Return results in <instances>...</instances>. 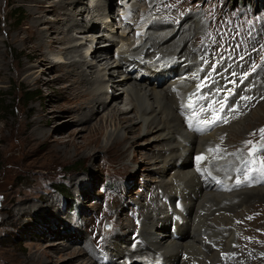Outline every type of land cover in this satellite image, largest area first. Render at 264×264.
Instances as JSON below:
<instances>
[{"label":"rangeland","instance_id":"374dc122","mask_svg":"<svg viewBox=\"0 0 264 264\" xmlns=\"http://www.w3.org/2000/svg\"><path fill=\"white\" fill-rule=\"evenodd\" d=\"M61 1L38 0L44 12L38 26L45 44L41 53L34 42L22 41L18 36L19 32L23 35L21 29L31 17L28 0H0V106L6 110L0 112V264H122L127 259L115 260L113 249L117 247L126 251L124 254L129 256L127 261L130 264H148L144 261L145 254L137 256L132 240H143L144 247L158 250L151 244L153 235L145 231L152 223L160 224L164 218V199L173 202L165 208L176 210V201L168 193L180 187L181 181L187 180L185 183H188L191 177H180L175 182L176 175L169 170L171 167L163 168L157 162L163 155L167 158L169 146L152 140L154 134L138 132L142 128L145 130L146 126H141L131 111V92H125L126 87L119 86L123 80L122 71L115 72L114 69L120 54L137 61L149 46L145 40L154 32L152 28L158 34L181 28L190 48L189 54L186 53L188 57H184L186 70L189 69L186 73L187 76L194 74L197 79L192 90H200L204 82L206 95L217 86V82L218 85L223 83L222 90L230 87L227 83L234 86L231 90L235 91L236 107L232 112L238 117L227 125L231 128L237 121L241 124L239 128L234 126L238 129L234 135L235 144L223 148V142V145L208 147L226 157L241 152L243 160L227 170L230 174L227 180L231 183L233 174L242 176L244 186L239 192L235 190L236 198L231 201L216 202L210 198L200 206L201 215L209 212L212 214L210 219L217 215L221 218L224 214L234 219L232 225L224 227L215 226L210 219L207 221L209 229H219L218 236L223 237L217 238L219 246L217 241L207 238L210 243L203 246L202 256L206 257L207 249L214 245L218 255L212 260L207 259V264H264V192L249 191L264 187V172L260 171L264 150L255 153V163L249 162L246 153L262 142L260 130L264 129V2L82 0L77 8L66 5L63 9L59 6ZM81 8L86 11L81 13ZM12 10L16 12L11 15ZM127 14L131 17L128 18ZM187 17L197 19L188 23ZM69 19L79 25L69 32L71 44L67 48L55 39L64 37L60 32ZM142 35L146 36L144 43H139ZM32 37L30 35L28 39ZM177 39L180 38L174 41ZM209 48H212L210 54L213 58L203 62L202 56L207 59L205 55L209 56ZM87 49L93 52L108 50L101 53L108 61L95 64L94 55ZM168 50H165L167 58L173 55L174 49ZM215 57L217 64L212 63ZM73 61L79 63L83 72L97 74L92 85L95 92L92 90V93L102 95L106 91H99V88L113 84L112 78L114 89L108 100L114 99L117 103L112 102L104 109L97 104L89 112L73 101L66 81L70 76L67 64ZM173 61L182 69L179 61ZM111 68L114 69L112 75L108 73ZM215 77L219 78L213 84L211 79ZM192 90L185 101L194 96ZM24 93L30 94L23 96ZM248 95L251 99H242ZM28 99L31 101L27 103ZM182 101L180 104H184ZM115 104L129 119L120 129L108 117ZM87 113L91 116H86ZM252 113H255L254 117ZM94 125L102 126L101 134H93ZM124 135L128 139L120 149L110 148L114 137ZM246 141L253 143L246 144ZM173 146L177 145L173 142ZM232 162L236 161L232 158ZM56 188L70 194L68 203ZM135 201L139 203L137 207ZM62 205L66 207L65 211ZM234 207L237 208L234 210ZM104 224L111 228L110 232H102ZM121 224L124 229L120 228ZM127 224H130V230L126 228ZM169 229L168 223L166 241ZM222 229L232 231L229 246H226L228 234ZM157 232L154 234L161 237L160 231ZM117 238L121 239V244ZM127 243L129 248L125 249ZM82 250H86V254ZM106 250L111 253L113 262L106 259ZM172 250L173 247L166 251ZM73 251L74 256L70 254ZM103 257L106 261H102Z\"/></svg>","mask_w":264,"mask_h":264},{"label":"bare ground","instance_id":"6f19581e","mask_svg":"<svg viewBox=\"0 0 264 264\" xmlns=\"http://www.w3.org/2000/svg\"><path fill=\"white\" fill-rule=\"evenodd\" d=\"M81 1L82 0H71L70 2H68V0H62L60 2L61 4L59 6H61L64 9V8H66L64 6L67 5V6L73 7V9H74V7L75 8L78 7V5L80 4ZM28 4H30V6H31V17L29 19V23L27 22V24L25 25V28L21 29V32L23 33V35L19 32L18 36H19V39L22 41L30 40L29 41L30 43L34 42V44H36V46H37L36 49L40 50L42 53V49L44 48L45 44L42 41V38H43L42 34L38 31V26L41 23L42 18H43L41 16V14H44V12L41 9L38 0H28ZM144 8H145V6H144ZM85 11H86V8H83V9L81 8V13L85 12ZM187 18H188V23L193 20V17H187ZM73 20L69 19V20L65 21L66 26H65V28L61 29V32H60V34L64 35V37L55 39V41L58 44H60L61 46L68 48V46L71 44V37L69 35V32L73 29L74 26L79 25L78 23H75ZM161 24H163V23H161ZM154 27H155V25H154ZM190 28H191V25L189 26L188 31L190 30ZM158 29H159V27H158ZM151 31H154V32L149 34V36H148L149 39L145 40V38H144L145 35H142L139 39L140 40L139 43H142V42L144 43V40H145L146 41L145 43L150 45V48H147V50L150 49V51H147L148 54H150V56L148 57L149 59L147 60L148 62H150V61H157V62L163 61V59L166 57H164V55H162V54L167 53V52H165V50L167 51L170 48L174 49V51L172 50L173 56L171 58H174L176 56L178 58L185 57L186 53L189 52L190 48L186 44V39L181 34V32H182L181 28L176 30V31H173V30L170 32L164 31V33H160V34H158V32H156V30H154V28H152ZM88 32H91V30H89ZM30 35L33 37L31 39H28L30 37ZM177 37H179L180 39L179 40L177 39L178 41H174ZM177 42H181V44L179 45ZM176 43L178 44V46ZM183 45H185V46L182 48ZM175 46H176V48H175ZM32 48H35V47H32ZM73 48L76 49L77 47H73ZM58 49H60V48H58ZM144 49H145V47H144ZM133 50H136V48H134ZM107 51L108 50H106V49L105 50H100V49L95 50L91 54V55H94L93 56L94 63L96 64V63L108 61L106 56H102L103 54H101V53H106ZM137 51H138V49H137ZM142 51H143V49H142ZM135 52H133V53H135ZM170 53H171V51H170ZM99 54H101V55H99ZM136 54H137V52H136ZM161 56H162V58H161ZM169 56H171V55H169ZM125 57L122 58V60H126L127 58H125ZM187 57H188V55L186 56V58ZM192 58H193V55H192ZM58 59H60V57H58ZM205 59L206 58L204 57V60ZM80 63L84 64V62H82V61H80ZM133 63L124 64V66H123V64L117 63L118 65H114V69H115V72L124 71L125 75H124L123 80L122 81L120 80L121 84L119 86L122 88L126 87V89H125L126 91L124 90L125 92H127V90H129L131 92V94L133 96V99L131 100V111L135 113L136 120L140 121L139 123L141 124V126H143V125L146 126L145 130H144V128H142V129H139L138 132L140 131L141 134L143 133L145 135L154 134L155 136L153 137L152 140H156V141L159 140L158 143L167 144L169 146L168 155H166L167 158L165 157V155H163V156H161V159L158 158L160 161H157V162L160 165L162 164L163 168L171 167V169H169V170L174 171L175 175H176L173 179L175 182H177L178 181L177 179L180 177H185V178L187 177V179L189 177H191V180L188 183H185V181H187V180L181 181L180 187H175L174 191L171 190L168 193L169 197H173L174 201H176L178 199V197H180V195H181V198H182V201H181L182 205L181 206L183 207L182 212L186 211L187 216L186 215L183 216L184 214L182 215V212L180 213V211L173 210L172 208L171 209L164 208L165 216H164V218L162 217L160 224L159 223L158 224L152 223L150 225L149 229H153V230L151 231L148 229L145 231L146 233H150V235H153V242L151 244H152V246L156 245L157 247L156 246L155 247L158 248V250L155 251L154 248H153L154 249L153 250V249L149 248L150 247L149 246V247L144 248V250L139 249V250H134V251L137 254V256H139V257H143V254H145L144 256L146 257V260L144 259V261L148 264H150L151 262H153V263L161 262V264H194L195 262H198L200 264H202V263L207 264L206 261L212 260L211 258H216V255H218L217 254L218 249H216V247L213 245V247L210 250L207 249V254H206L207 258L205 256H202V253H203L202 250H203V246H204V242H205L204 239L208 238L209 240L212 239V240H215L218 242L217 238H221L223 236H221V235L218 236L217 231L219 232V229L216 230V228H215L214 230H216V231H212V229L211 230L209 229L207 221H209L212 214H209V212H206L205 215H203V214L201 215L202 211H200L199 208H200V206H202L204 204L205 201L209 200L210 198L216 202H219L220 200H230V201L233 200L234 198H236L235 190L232 188L233 184L236 181L242 182V179H244V178L238 179L236 177L238 180L237 179H233L232 181L230 180L231 181L230 188H228L229 184H227V182L229 180L228 181L225 180V182H223L222 178H220L221 176H220V172H219L220 167L222 166V163H227V160H224V159L219 160L218 157L214 156V154L211 151H209L208 146H214V145L222 144L223 142H225L224 145L222 144L223 148H224L226 145L229 146V145L235 144V142H234L235 136L234 135L237 134L236 131L238 129H235L234 126H236V128H239L238 126L241 124L239 121H237L230 128V126H228V125L226 127H224L226 124L225 123L223 125V127L219 128L217 123H212V126L202 129L196 123L195 126H187V128H188L187 129L186 128L187 122L185 125H184V123L181 122L180 116L178 115V112H182L183 109H188V107H181V105L183 103L180 104V102L182 100H183L182 102L185 101L184 100L185 93L193 88V86H191V85H192V82L195 80L196 77L185 79V81H180V79H177L181 75V74H177L178 69L160 70L161 66H157V67H154L152 71H147L145 73L144 77L137 78V77H133L134 72L128 68V66L132 65ZM137 64H138L137 66H139V69L141 70V72H143L145 69H149L146 67V64H143V63H137ZM185 65H187V64H185ZM79 66H80L79 63L74 62V61L67 64V67L69 68V75H70L69 77L66 78L67 83H69L68 84L69 86L67 89H69V94L73 98V101L76 100V103H78L81 107L83 106V108H85L89 112L91 111V109L96 108L97 104L98 105L100 104V106H102L104 109L106 107L108 108V106L112 102L117 103V102L113 101L114 99L108 100L110 94L112 93L111 90L114 87L113 85L115 82L114 80H112V78L110 81L113 84H111L107 87L101 86V88H99V91L104 89V91H106V92H104L102 95H98V93H99L98 91H97L98 93H92L94 91L92 89L93 88L92 85L94 83L95 78L97 77V74H95V73L88 74L86 72H83L82 70H80ZM90 66H93V64ZM194 66H195L194 68H196V63L194 64ZM199 66H197V68ZM191 67H193V66H191ZM114 69L113 68L109 69L108 73L112 75V73H114V71H113ZM215 71L216 70H214V72ZM216 72H218V71H216ZM187 73H188V71H187ZM189 74H191V73H189ZM66 75H67V73H66ZM199 76H200V74H199ZM212 76H215V75H212ZM199 79L201 80V78H199ZM230 79H231V77H230ZM239 79H241V78H239ZM214 80H216V79H214ZM211 81H212V79H211ZM227 81L229 82V79ZM189 82H190V84H189ZM89 83H90V85H89ZM215 83H216V81H215ZM210 86H212V85H210ZM201 87H202V85H201ZM89 89H90V92L88 91ZM197 89H199V88L197 87ZM238 89H236V90H238ZM124 91H123V93H124ZM105 93H106V95H105ZM250 93L251 92L249 91V94ZM239 94H241V93H239ZM242 95H243V93H242ZM250 95H252V94H250ZM100 96L102 97L101 99H100ZM248 97H249V95H248ZM247 100H249V99H247ZM229 102L231 103L229 108H233L235 106L234 100L231 98V99H229ZM240 103L241 102L239 101L238 105ZM189 104H192V103L188 99L187 101L184 102L183 105L187 106ZM223 104L224 103L222 102L220 104V106H219V104L215 105V108L217 109V111L215 113H211V112L208 113V119L209 120H212L213 115L216 118H219L220 117L219 113H222L223 117L227 120V122L232 123V117L229 116L230 113L225 114V109L223 108ZM211 105H213V104H211ZM201 106L205 107L203 105L202 99H200L197 103V107H201ZM205 108H207V107H205ZM185 111L186 110H184V112ZM257 111H258V109H257ZM123 114H124V111L121 110V108L116 104L114 106L112 105L111 110H109V112H108L109 116L108 117H111V120L114 121V125L116 126V128L120 129L123 127L124 124H126L128 122L129 119L127 117H125ZM85 115L91 116V114H89V113H87ZM252 116L254 117L255 113H252ZM194 117H196V114L194 115ZM219 123H224V122L220 121ZM185 130H187V132H185ZM92 132L95 136L101 134L102 133V126L101 125H94ZM225 133L226 134L228 133V135H225ZM127 139L128 138L126 135H124L122 137H118V136L114 137L112 142H111L110 148L120 149V147L127 141ZM173 142L177 146H173ZM94 143H95V147L98 148L97 140H95ZM152 145H153V143H152ZM154 145H156V143ZM175 150H177V151L175 152ZM238 154L239 153H236V155H238ZM198 157H202V159L198 160L197 159ZM242 160H243V158H242ZM196 169L201 173V174H198V177H196V175H197ZM235 169H234V171H235ZM223 171H225V170H223ZM188 173H189V175H188ZM209 174H210V176H209ZM211 176L215 177V179H212ZM220 183H221V185H220ZM172 185H173V183H172ZM241 189H239V190L241 191ZM239 190H236V191L239 192ZM244 190L248 191V189H244ZM249 191L257 192V193L261 194L262 192H264V187L262 186L261 188H258L255 190L251 189ZM174 192H176V193L173 194ZM242 192H243V190H242ZM171 194H173V195H171ZM193 196H194V198H193ZM163 197H165V196H163ZM229 198H231V199H229ZM248 200H251V199L249 198ZM22 204H24V203H22ZM242 205L243 204H241L239 207L241 208ZM236 208L237 207H234L233 209L235 210ZM161 209L163 211V208H161ZM199 211H200V213H199ZM147 215H146V220H147ZM173 215L178 217V221H176L175 226H176L177 233L180 235V238L177 240L175 238L172 239L171 233L170 234L168 233L169 237H168V240L166 241L165 237H166L167 225L169 223V228L172 225L171 224V218ZM213 215H214V213H213ZM148 217H150V216H148ZM217 217H218V215H217ZM217 217L216 218L213 217L210 219L211 222H214V225L217 224V225L224 227V226L232 225V221H234V219L230 218L228 215L226 216L225 214L221 218H219V217L217 218ZM180 222H181V224H180ZM178 224H180V226ZM129 226H130V224L126 225V228H128V230L131 229V228L129 229ZM120 228L124 229L125 227H124V225L121 224ZM211 228H213V227H211ZM157 231H160L159 233H161V235H162L161 237L157 234H154ZM223 231H225V230H223ZM225 232L228 234V237H229L227 239L229 242L226 243V246H229L228 243H230V240H231L230 239V235H231L230 233L232 231L229 233V230H226ZM221 234H224V233L221 232ZM139 236H142V233ZM145 236H146V234H145ZM226 237L224 236L225 239H226ZM118 241H121V239L119 238ZM181 241H183V242L180 244L179 242H181ZM218 246H219V242H218ZM172 247L174 250L166 251L168 248L170 249ZM113 250H114V253L116 255L115 257H117L118 259L124 258V260L125 259L128 260L129 256L127 257V255L124 254L125 252H122L120 249H117V248H115ZM85 251L82 250V252L84 254H86ZM82 252H80V253H82ZM146 252H149V254H147ZM70 254L74 256L75 251L70 252ZM91 259H94V258H91ZM102 259H103L102 261H106L104 257ZM127 260H125L122 264H130V262ZM149 261H151V262H149ZM117 264H120V262Z\"/></svg>","mask_w":264,"mask_h":264},{"label":"snow or ice","instance_id":"6c2138e0","mask_svg":"<svg viewBox=\"0 0 264 264\" xmlns=\"http://www.w3.org/2000/svg\"><path fill=\"white\" fill-rule=\"evenodd\" d=\"M235 75V74H233ZM248 74L246 73L245 76H247ZM242 99H251L250 97H242ZM226 102V101H225ZM181 107H188L191 109V111L196 114V123L203 129L206 127H210L212 126V123H219L220 121H223L225 123H227V120L223 117L220 116L219 118H216L214 115L212 117V120L208 119V113H215L217 111V109L214 107V105H208L207 108L201 106V107H197L195 104H189V105H181ZM222 110V109H221ZM234 111V109H233ZM202 118V119H201ZM261 132V137H262V142L257 145L254 146L252 151L249 153V157L250 163H255V153L257 151H261L264 150V129L260 130ZM246 144H252V141H246ZM198 160L202 159V157H198ZM260 171L264 172V162H261V167H260ZM237 183H239V181H237Z\"/></svg>","mask_w":264,"mask_h":264},{"label":"trees","instance_id":"16d2710c","mask_svg":"<svg viewBox=\"0 0 264 264\" xmlns=\"http://www.w3.org/2000/svg\"><path fill=\"white\" fill-rule=\"evenodd\" d=\"M263 2H264V0H262ZM16 12V10H12L11 11V15L12 14H14ZM28 94H30V93H24L23 94V96L24 95H28ZM29 101H31V99H28L27 100V103L29 102ZM5 109L2 107V106H0V112H3ZM6 111V110H5ZM56 191L59 193V195L60 196H62L63 198H64V200L68 203L69 202V196H70V194L68 193V192H65L64 190H62V189H60V188H56Z\"/></svg>","mask_w":264,"mask_h":264},{"label":"water","instance_id":"95a60500","mask_svg":"<svg viewBox=\"0 0 264 264\" xmlns=\"http://www.w3.org/2000/svg\"><path fill=\"white\" fill-rule=\"evenodd\" d=\"M109 230H110V229H109L108 225L104 224V231L107 232V231H109Z\"/></svg>","mask_w":264,"mask_h":264}]
</instances>
